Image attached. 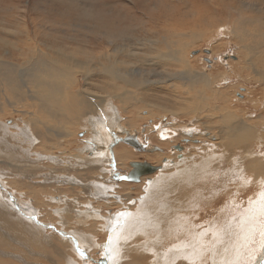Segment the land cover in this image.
<instances>
[{"label": "bare ground", "instance_id": "6f19581e", "mask_svg": "<svg viewBox=\"0 0 264 264\" xmlns=\"http://www.w3.org/2000/svg\"><path fill=\"white\" fill-rule=\"evenodd\" d=\"M222 3L219 11L223 18L217 22L215 32L205 39V47L210 51L201 50L208 55L204 59L209 64L204 59V64L200 61L201 52L190 53L194 41L192 45L182 41L186 36L192 40L200 39L194 32L189 34L192 30L187 23H174L169 35L160 36L156 24L150 25L152 21L147 22L149 25L139 22L140 30L135 31H142L144 35L137 40L141 49L136 52L126 44L114 43L117 38L106 31V45L111 47L93 56L88 48L58 41L50 34L53 31L37 35L27 26L18 27L10 14L11 9L5 5L4 12H0V175L6 178L2 183L15 177L14 182L28 189L21 193L32 200L26 205L50 223H57L62 237L66 236L68 228L79 225L78 221H69L70 218L89 219L95 214L93 209L101 214L106 207L108 216L100 215L98 219L107 222V210L119 207L115 213L125 215L134 205L133 198H144L134 210L143 216L148 226L147 233L142 229L140 234H150V246L142 244L140 249L154 256L150 258L151 264H175L177 261L180 262L176 264H197L212 255L215 256L210 258L211 264H234L232 245L223 242V237L232 228L229 226L231 221L224 227L225 234L209 236L212 244L204 246L203 238L208 233L188 227L184 215L193 206L188 198L195 197L198 181L205 175L210 176L208 164L215 159L232 162L238 154L244 153L248 158L245 166V158L240 162L244 170L251 169L250 174L257 175L259 184L264 181V155L260 158L256 152L258 155L252 157L253 145L260 138L264 139V136L259 137L257 130L263 121L259 116L262 113L251 119V109L258 112L260 105L251 95V101L247 100L249 105L245 101H235L242 106L233 103L234 106L227 90V84L233 78L228 73L232 72L238 76L246 74L242 78L255 81L254 85H258L255 90L259 88L258 91L264 92V9L253 7L252 15L244 18L242 15L223 16L228 9L222 8ZM221 36L228 38L227 42ZM229 41L235 48L236 61L229 60L233 54H226V59L223 52L217 56L219 49ZM121 53L131 60L123 58ZM135 59H138L136 65L131 66L129 63ZM95 103L105 109L104 119L96 117L101 111ZM126 115L129 117L125 118ZM148 122H155L149 128L160 125L162 135L159 134L174 140L168 143L162 139L160 142L165 151L159 147L163 153L151 156L137 155L122 145L115 148L113 157L117 167L123 168L125 163L131 162L133 172L126 177L130 182L140 181L144 165L154 167V170L163 167V171L149 181L148 187L129 191L135 186L120 187L119 183H111L106 178L110 170L105 166L108 165L105 148L124 132L130 136L129 132L136 134L143 130L145 135L150 130L144 127L149 126ZM94 125H97L94 137L98 144L95 152L78 138L79 133H84V137ZM101 126L106 129L101 130ZM113 131L117 134L111 135ZM204 134H208L207 138ZM150 137L157 142L156 134ZM133 138L135 140L131 135L128 140ZM195 141L198 143L193 144ZM139 143L142 144L140 140ZM21 147H26L22 155ZM85 150L86 155L82 157ZM14 188L19 192L17 184ZM146 189V194L142 193ZM259 192L262 193L259 198H264V189ZM3 204L0 202V264H77L73 255L80 257L82 254L76 247L70 249L69 240H59L56 234L49 238L43 236L41 228ZM254 210L257 212L255 207ZM255 214L250 215L251 218ZM116 218H113L114 227ZM99 226L103 227L102 224ZM90 228L95 229V226ZM179 231L190 236L188 242L181 240ZM170 237L177 239L168 246ZM89 242V238L84 237L80 245L88 248ZM166 245L168 250L162 252ZM136 256L138 258L140 253ZM263 257L264 253L257 256L254 264H261ZM143 259L139 257L138 260Z\"/></svg>", "mask_w": 264, "mask_h": 264}, {"label": "rangeland", "instance_id": "374dc122", "mask_svg": "<svg viewBox=\"0 0 264 264\" xmlns=\"http://www.w3.org/2000/svg\"><path fill=\"white\" fill-rule=\"evenodd\" d=\"M223 1H227V3H222ZM221 3L223 6L222 8L228 9L226 10V13L223 14V16L226 14L228 16V14H230L233 15V17H240L242 15V17L244 18L246 15H252L250 11L253 7H260L264 9V0H0V12L3 11V8L6 5L11 9L10 14L13 17L14 23L17 24L18 27L24 28V26H27L32 33H36L37 35L50 33L51 31H53L50 34L53 35V37L58 41H62L66 45L70 44L74 47L83 46L85 48H88L93 56L97 55L100 52H103L106 49V31L111 32L110 34L114 36V38H117L114 43L122 44V46L126 44L129 49L136 52L137 50L141 49L137 40L139 41L144 35L142 31H135V29L140 30L138 28L139 22L149 25L147 22L152 21V24L150 25L156 24L158 34L160 36L169 35L173 30L171 29V27L174 23H187L189 26H191L192 30V32L189 34L196 33L195 35H198L200 39L192 40L190 37L186 36L182 41L188 44H191L194 41V45L191 44L194 49L191 50L190 53H200L202 49L209 50V48L205 47V39L207 38V36L211 35L212 32H215V26L222 17L220 16L221 13L219 11V5ZM212 15L215 16L213 17ZM200 20L202 21L200 22ZM106 25H108L109 27H106ZM151 31L152 30H149V32ZM220 38L222 40L225 39V42H227L228 40V38L224 36H221ZM109 46L111 47V45L108 44L107 49H109ZM223 47L219 49L217 53L219 55L217 56L222 55L221 52H223V57L224 59H226V54H233L235 48L230 41L228 43H224ZM121 56L125 59L131 60L125 53H121ZM207 56L208 55L201 52L199 55L200 61L202 62L204 57ZM137 60L138 59H135L134 61H132V63L129 64L131 66H135ZM229 60L236 61L238 60V57L234 55L231 56V59ZM204 62H206L205 59ZM219 66L221 67V65ZM228 74H231V76H233V78H231L228 83L229 85L227 84V90H229L230 92L228 96L232 95L230 97V102L232 103V105L235 104L238 107L242 106V104L240 105V103L238 104L235 101H245L249 105L250 103L247 100L251 101L252 95L253 100L258 101V105L261 106L257 107L258 112L251 109V114L253 113V115H250L251 119L254 120V116L259 115V113L263 114L259 115L260 117H263V121L262 123H260L261 125L258 124L257 130L260 133L259 137L264 136V92H262L261 90L258 91L259 88L255 90V88L258 87V85H254L255 81L251 82V80L248 78H242V76L244 77L246 76V74H241L239 76L237 75V73L235 74L232 72ZM252 74L250 73L249 75ZM239 82L240 85H238ZM232 90L235 92V94H231L233 93ZM94 106L98 111H101L97 114L96 117L98 119H104L105 109L100 108L97 103H95ZM128 117L129 116L127 115L125 116V118ZM6 123H10V121H6ZM148 123H150L149 126L144 127L149 128L155 124V122H153V124L151 122ZM159 126L149 128L150 130L145 132V135L143 130L136 134H131L129 132L130 136L133 135L135 137V140L138 139L143 144V146H141L140 148H136L132 145L130 139L128 140V138L130 137L128 133H126L127 135H124V132V134H120L118 138L114 137L112 144H109L107 147L110 149L105 148V162H107L108 160V165L105 166H107V168L110 170L106 178L109 180V182L119 183L120 187L135 186V188L131 187L129 191H133L134 189L140 190L144 187H148L147 185L149 184V181L152 180L153 177L158 176L163 171V167L161 169V166H155L156 169L152 173L143 175L148 176L146 180L141 179L143 176L140 177V181L137 183H133L128 180H122V176L128 177L130 173L133 172V169L130 165L131 162H127L125 163V167L119 168L116 166L113 157L115 148L118 145H122V147L131 149L137 155L141 154L151 156L154 154L163 153L161 152L162 149L160 151V148L163 147L162 139L164 140V142L169 141L168 143H172L174 139L173 137L171 138L168 135L162 137V133H160L161 131L158 128ZM96 128L97 125H94L88 129L84 136L86 137V140L82 136V134L84 133L81 132L78 134L79 141L89 146V148L93 147V152L97 151L98 149V144L94 137V130ZM260 128L262 131L260 130ZM100 129L105 130L106 127L101 126ZM110 133L111 135L117 134H114V131ZM138 134H140V136ZM152 134H156L157 142L152 140L153 138L150 137V135ZM125 136H128V138L126 139ZM207 136L208 134H204V138H207ZM260 140L259 142L257 140L254 145L252 144V151L255 154H252L253 158L257 153L259 154L257 155L260 156V158L264 155V139L263 141L261 140L262 142ZM197 143L198 141H195L193 144ZM84 149H86V147H84ZM23 151H26V147L19 148L20 155L23 154ZM89 154L90 153H88V156L90 158L91 155ZM85 155L86 150L81 153L82 157H85ZM244 155V153L238 154L232 162L229 161L230 163L227 160L215 159L212 164L210 163L211 165L208 164L209 168H207L210 176L205 175L206 177H203L202 179L199 178L202 181H198V183L196 184L197 193L195 197L188 198L189 204L192 203L193 206L191 207V209H189L187 214L183 213L188 219V227L195 231L208 233V235L206 234V237L203 238V240L205 239L203 244H206L204 246H207V244L211 245V238L218 233L225 234L227 230L224 229V227L226 226V223L228 221V223H230L231 221L229 226L232 225V228L229 229L230 232L225 235V238L223 237V242L226 245H232L233 250L231 249V252L235 257L233 260V262L235 261L234 264H254V261H257V256L264 253V198H259L262 196V193H260L259 191L264 189V181L261 182L262 184H259L257 175L250 174L251 169L246 171L244 170V167L242 166H245L248 159L247 157H244ZM243 158H245L246 160H243ZM143 160L147 159L143 158ZM235 160L238 161L239 164L238 162L234 163ZM241 160H243V165L240 163ZM143 163L146 162L143 161ZM0 168L2 167L0 166ZM164 172L167 173L168 170L165 169ZM95 174L97 173L95 172ZM14 178L15 177H11L10 182L5 181L6 184H3L2 181L6 180V178L1 177L0 175V202L2 204L3 202L6 203L12 212H15L22 218L29 220L36 227L41 228L43 230V236L49 238L51 235L56 234L59 240H69L70 249L76 247L77 251L82 254L80 257L73 255V258L77 260V264H151L150 258L153 259L154 256L150 255L148 252L145 253L142 249H140V245L142 244H145V246H150V234H147L146 236L140 234L142 229L145 233H147L146 231L148 226L144 222L143 216L135 213L134 210L136 208V205L139 204L140 199L144 198H133L134 205L132 207L130 206V212L125 215H121V212L117 214L115 213L119 209V207H107V209L112 208L110 210H107L109 211V221L107 222H103L98 219V216L100 215L108 216V213H105L106 207L103 208L104 213L101 214L96 209H93V211H95V214L90 215L89 219L70 218L68 219L69 221H78L79 225L75 228H68L66 231L68 233L66 234V236L62 237L58 233L60 232V230L57 223H50L45 219L43 215L35 212L31 207L26 205V203L31 204L32 200L23 197L21 193L27 192L28 189L21 184L14 182ZM15 184L18 185L19 192L15 190ZM136 186H139V189L136 188ZM120 189L121 188L117 189V191H119ZM147 189L142 190V193L146 194ZM88 200L90 199L88 198ZM78 201L81 202V200ZM251 202L254 204V206L253 204H251ZM254 207L257 209V212L254 210ZM76 209L77 208H75L74 210ZM121 211L125 210L121 209ZM252 214L255 215L251 218L250 215ZM115 216H117V218L115 221L116 225L114 227L113 220L115 219L113 218ZM243 216H246L247 218ZM248 218H250V220H244ZM100 224L103 225V230L99 226ZM92 225L95 226V229L90 228ZM213 225H215L214 228H212ZM233 226L235 227L233 228ZM189 230L190 229H187V231ZM179 233H181L180 235H182L181 240L184 239L188 242L190 236L183 235V232L181 231H179ZM180 235H178V238L180 237ZM228 236H230L231 239ZM84 237L89 238L90 240L88 248H84L83 245L81 247L80 245V241ZM174 239L177 238L170 237V242L168 241V243L166 244H168V246H171V243L173 244ZM47 243L49 244V242ZM129 247H131L133 250L131 249L126 251V249H128ZM167 248L168 247L166 245V248L162 249V252H165ZM83 253L86 254L87 257H85ZM137 253H140L139 257H143L144 259L139 261V257L137 258L136 256ZM142 254H146L147 256H141ZM213 256L215 255H212L211 257L208 256L207 259L197 264H211L210 258H212ZM261 264H264V260Z\"/></svg>", "mask_w": 264, "mask_h": 264}, {"label": "water", "instance_id": "95a60500", "mask_svg": "<svg viewBox=\"0 0 264 264\" xmlns=\"http://www.w3.org/2000/svg\"><path fill=\"white\" fill-rule=\"evenodd\" d=\"M194 54V53H193ZM177 149H180L179 147H177ZM153 170H154V167H149V166H146V165H144L142 168H141V171H140V173L141 174H147V173H149V172H153ZM140 174V175H141ZM130 175H132V174H130ZM121 178H123V179H126V176H122ZM130 179L131 180H133V176H131L130 177ZM126 180H128V179H126ZM129 181V180H128Z\"/></svg>", "mask_w": 264, "mask_h": 264}, {"label": "flooded vegetation", "instance_id": "af4514ba", "mask_svg": "<svg viewBox=\"0 0 264 264\" xmlns=\"http://www.w3.org/2000/svg\"><path fill=\"white\" fill-rule=\"evenodd\" d=\"M130 141L132 142V145H133L134 147H136V148H140L141 146H143V145H140V143H139V145H138V141H135L134 139H131Z\"/></svg>", "mask_w": 264, "mask_h": 264}]
</instances>
